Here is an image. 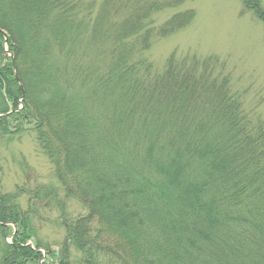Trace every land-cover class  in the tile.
Wrapping results in <instances>:
<instances>
[{
	"label": "trees",
	"instance_id": "trees-1",
	"mask_svg": "<svg viewBox=\"0 0 264 264\" xmlns=\"http://www.w3.org/2000/svg\"><path fill=\"white\" fill-rule=\"evenodd\" d=\"M243 2L264 22L260 0ZM181 4L0 0V140L32 130L87 209L64 223L59 264L71 247L80 264H264L258 106L218 57L172 54L158 70L147 56L193 22L157 24ZM17 200L0 191V229L17 227L1 264L44 259Z\"/></svg>",
	"mask_w": 264,
	"mask_h": 264
},
{
	"label": "rangeland",
	"instance_id": "rangeland-1",
	"mask_svg": "<svg viewBox=\"0 0 264 264\" xmlns=\"http://www.w3.org/2000/svg\"><path fill=\"white\" fill-rule=\"evenodd\" d=\"M260 6L264 10V0ZM177 8L158 14L157 24L186 10H193L195 18L184 30L154 41L147 56L155 69L162 70L172 54L218 57L226 62L234 88L245 93V106H258L264 118V22L243 0H183ZM5 52L10 56L6 44ZM0 167V191L17 195L18 204L28 215L31 238L26 245L40 248L44 255L43 260L27 264H59L66 238L64 223L85 216L87 209L67 196L32 130L18 138H1ZM8 226L6 232L0 229V264L17 231L16 226ZM46 250L57 253L58 260L51 259ZM68 250V264H80L82 255L73 247Z\"/></svg>",
	"mask_w": 264,
	"mask_h": 264
}]
</instances>
